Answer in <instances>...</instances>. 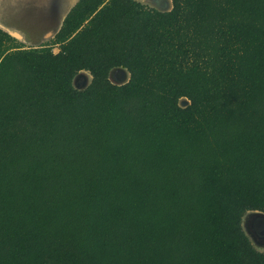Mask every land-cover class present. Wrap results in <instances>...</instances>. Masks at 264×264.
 Instances as JSON below:
<instances>
[{
    "label": "trees",
    "instance_id": "16d2710c",
    "mask_svg": "<svg viewBox=\"0 0 264 264\" xmlns=\"http://www.w3.org/2000/svg\"><path fill=\"white\" fill-rule=\"evenodd\" d=\"M170 1L0 28V264H264V0Z\"/></svg>",
    "mask_w": 264,
    "mask_h": 264
},
{
    "label": "rangeland",
    "instance_id": "374dc122",
    "mask_svg": "<svg viewBox=\"0 0 264 264\" xmlns=\"http://www.w3.org/2000/svg\"><path fill=\"white\" fill-rule=\"evenodd\" d=\"M64 1V0H63ZM61 0H0V28L3 30L17 31L22 35L21 39L15 38L24 46H40L44 43H49L60 22L61 12L64 7H60ZM143 4L161 8L163 2L159 1L160 5H156L152 0H138ZM62 11H60V9ZM52 32L51 35H47ZM53 52L58 51V46H52ZM90 74L87 71H80L73 79V84L77 88L85 87L90 81ZM109 79L113 83H124L128 79V73L125 69L109 72ZM187 101L185 98L180 99L182 102ZM257 211H249L242 219V228L248 236L252 245L259 251H264V241L255 240L248 228L249 219Z\"/></svg>",
    "mask_w": 264,
    "mask_h": 264
},
{
    "label": "water",
    "instance_id": "95a60500",
    "mask_svg": "<svg viewBox=\"0 0 264 264\" xmlns=\"http://www.w3.org/2000/svg\"><path fill=\"white\" fill-rule=\"evenodd\" d=\"M61 1H63V0H61ZM78 0H64L63 1V3H59L60 5V7H64V9H63V11L60 9V11H62L61 12V23H62V21H63V19L65 18V16L67 15V13L70 11V9L75 5V3L77 2ZM153 1V3L154 4H156V5H159V1H164V0H152ZM165 8H166V6H162L160 9L161 10H165ZM61 23H60V26H61ZM59 26V27H60ZM59 27H58V29H59ZM57 29V30H58ZM56 30V31H57ZM10 36H12V37H14V38H17V39H21L22 38V35L19 33V32H17V31H13V30H5ZM51 33L52 32H48L47 33V35H51ZM120 69V68H119ZM183 104L182 105H186V103H187V101H185V102H182ZM258 212V211H257ZM254 216H259V217H262V218H264V213H262V212H259V213H256V214H254Z\"/></svg>",
    "mask_w": 264,
    "mask_h": 264
},
{
    "label": "flooded vegetation",
    "instance_id": "af4514ba",
    "mask_svg": "<svg viewBox=\"0 0 264 264\" xmlns=\"http://www.w3.org/2000/svg\"><path fill=\"white\" fill-rule=\"evenodd\" d=\"M248 228L257 241H264V218L259 216L250 217Z\"/></svg>",
    "mask_w": 264,
    "mask_h": 264
},
{
    "label": "crops",
    "instance_id": "0c3cea01",
    "mask_svg": "<svg viewBox=\"0 0 264 264\" xmlns=\"http://www.w3.org/2000/svg\"><path fill=\"white\" fill-rule=\"evenodd\" d=\"M163 2V5L164 6H166V8H165V10H161L160 8H159V10H161V11H166V10H169L170 8H171V1L170 0H164V1H162ZM160 5V4H159ZM158 9V8H157ZM60 21H61V18H60ZM60 23L61 22H59V24L57 25L58 27L60 26ZM58 27H57V29H58ZM56 28H55V30L54 31H56L57 30ZM123 68H114V69H112L111 70V72L113 73L114 71H117V70H122Z\"/></svg>",
    "mask_w": 264,
    "mask_h": 264
}]
</instances>
